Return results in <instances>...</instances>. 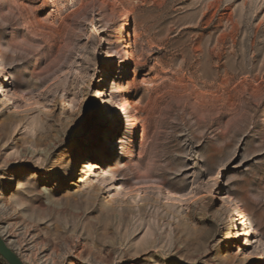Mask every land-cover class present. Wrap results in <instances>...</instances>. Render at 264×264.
<instances>
[{
    "label": "rangeland",
    "instance_id": "374dc122",
    "mask_svg": "<svg viewBox=\"0 0 264 264\" xmlns=\"http://www.w3.org/2000/svg\"><path fill=\"white\" fill-rule=\"evenodd\" d=\"M0 236L22 264H264V0H0Z\"/></svg>",
    "mask_w": 264,
    "mask_h": 264
},
{
    "label": "water",
    "instance_id": "95a60500",
    "mask_svg": "<svg viewBox=\"0 0 264 264\" xmlns=\"http://www.w3.org/2000/svg\"><path fill=\"white\" fill-rule=\"evenodd\" d=\"M0 257L7 264H22L18 256L8 247L7 243L0 236Z\"/></svg>",
    "mask_w": 264,
    "mask_h": 264
},
{
    "label": "bare ground",
    "instance_id": "6f19581e",
    "mask_svg": "<svg viewBox=\"0 0 264 264\" xmlns=\"http://www.w3.org/2000/svg\"><path fill=\"white\" fill-rule=\"evenodd\" d=\"M118 119V117H116L114 120L116 121ZM87 166V165H86ZM89 167H84V172H87V170H89L88 169ZM91 168H93V169H95V167H91ZM77 177H78V175H75L74 173H73V175L71 176V178H72V180H74V178L75 179H77ZM75 181H73L72 182V184L71 185H75ZM229 211V213H231V215H234V213H237V208H234V210H228ZM234 212V213H233ZM243 236V235H242Z\"/></svg>",
    "mask_w": 264,
    "mask_h": 264
}]
</instances>
